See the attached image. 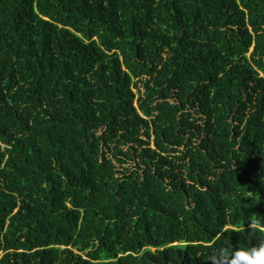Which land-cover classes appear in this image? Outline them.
I'll return each instance as SVG.
<instances>
[{"label": "trees", "instance_id": "trees-1", "mask_svg": "<svg viewBox=\"0 0 264 264\" xmlns=\"http://www.w3.org/2000/svg\"><path fill=\"white\" fill-rule=\"evenodd\" d=\"M261 242L264 0H0V264Z\"/></svg>", "mask_w": 264, "mask_h": 264}, {"label": "clouds", "instance_id": "clouds-1", "mask_svg": "<svg viewBox=\"0 0 264 264\" xmlns=\"http://www.w3.org/2000/svg\"><path fill=\"white\" fill-rule=\"evenodd\" d=\"M214 255L220 264H264V242L252 248L233 249L231 252L217 248Z\"/></svg>", "mask_w": 264, "mask_h": 264}, {"label": "rangeland", "instance_id": "rangeland-1", "mask_svg": "<svg viewBox=\"0 0 264 264\" xmlns=\"http://www.w3.org/2000/svg\"><path fill=\"white\" fill-rule=\"evenodd\" d=\"M137 90L135 89V92H136Z\"/></svg>", "mask_w": 264, "mask_h": 264}]
</instances>
